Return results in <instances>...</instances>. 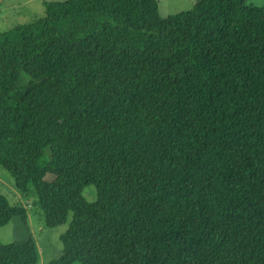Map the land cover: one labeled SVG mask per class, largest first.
I'll return each mask as SVG.
<instances>
[{"label": "trees", "instance_id": "1", "mask_svg": "<svg viewBox=\"0 0 264 264\" xmlns=\"http://www.w3.org/2000/svg\"><path fill=\"white\" fill-rule=\"evenodd\" d=\"M75 1L0 34V167L72 214L49 264H264V8Z\"/></svg>", "mask_w": 264, "mask_h": 264}, {"label": "rangeland", "instance_id": "2", "mask_svg": "<svg viewBox=\"0 0 264 264\" xmlns=\"http://www.w3.org/2000/svg\"><path fill=\"white\" fill-rule=\"evenodd\" d=\"M73 1L75 0H0V34L39 22L52 15L54 9L51 7L68 5ZM197 1L199 0H158L159 16L167 18L190 12ZM75 2L80 6V1ZM246 5L264 8V0H246ZM46 180L51 182L54 178L47 176ZM0 196L4 197L11 207L24 208L27 214L25 222L14 218L0 229V243L8 248L10 264H49L57 261L62 255L60 236L67 231L72 214L64 225L48 229L35 191L32 189L28 194L19 193L11 176L1 167ZM83 196L89 203H94L95 188H86ZM30 238L36 246V258Z\"/></svg>", "mask_w": 264, "mask_h": 264}]
</instances>
